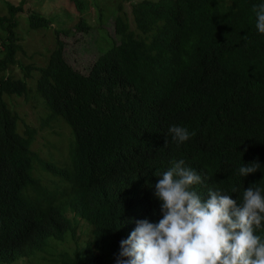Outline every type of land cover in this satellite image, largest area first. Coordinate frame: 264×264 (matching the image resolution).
<instances>
[{
	"label": "trees",
	"instance_id": "16d2710c",
	"mask_svg": "<svg viewBox=\"0 0 264 264\" xmlns=\"http://www.w3.org/2000/svg\"><path fill=\"white\" fill-rule=\"evenodd\" d=\"M69 1L79 12L86 6L83 0ZM113 1L118 2L113 10L117 41L87 74L65 60L58 36L45 66L20 65L16 56L23 49L15 29L24 0L5 2L7 15L0 16V28L7 32L0 44V264L26 255L21 253L28 245L37 243L44 252L51 242L62 244L60 264H116L120 242L135 222L162 218L154 186L159 174L180 159L202 177L193 190L204 199L209 188L238 203L250 186L264 196V34L252 10L264 0ZM121 2H131L133 28ZM104 12L100 9L99 18ZM27 23L38 30L51 20L31 12ZM75 28L86 32L90 27L81 19ZM17 64L23 78L8 72ZM27 79L43 99L47 119L61 117L71 130L70 172L40 160L30 148L36 128L17 131L19 116L3 98L28 102ZM173 125L195 135L178 144L169 133ZM254 162L260 169L242 177L239 168ZM33 165L68 182L66 197L59 199L62 208L43 205L39 194L45 189L32 176ZM261 223L255 234L264 241ZM70 242L74 248L66 250Z\"/></svg>",
	"mask_w": 264,
	"mask_h": 264
},
{
	"label": "clouds",
	"instance_id": "9594fccd",
	"mask_svg": "<svg viewBox=\"0 0 264 264\" xmlns=\"http://www.w3.org/2000/svg\"><path fill=\"white\" fill-rule=\"evenodd\" d=\"M252 10L256 16V28L264 34V3L254 5ZM169 133L178 144L195 135L187 128L176 125L169 128ZM259 169V163L254 162L241 166L239 174L246 177ZM63 181L68 186V182ZM202 183V177L187 167L183 159L173 161L167 171L159 174L153 195L161 202L162 218L158 223L147 219L136 221L128 239L120 242L116 264H264V241L255 234L264 221L261 189L250 186L244 190L243 202L238 203L232 196L213 188L205 190L207 199L202 198L193 190L194 185ZM43 193L39 194V198H43L41 202L44 206L63 207L59 199L43 197ZM82 236L78 235L79 238ZM51 244L59 246L57 242H51L49 248L45 246V251L41 252L37 243L28 245L21 253L26 255L12 263L38 253L46 254ZM56 252H59L58 248ZM47 256L41 264H51L52 260L53 264H57V255Z\"/></svg>",
	"mask_w": 264,
	"mask_h": 264
},
{
	"label": "rangeland",
	"instance_id": "374dc122",
	"mask_svg": "<svg viewBox=\"0 0 264 264\" xmlns=\"http://www.w3.org/2000/svg\"><path fill=\"white\" fill-rule=\"evenodd\" d=\"M22 0H0V16L7 15L6 3L18 5ZM86 6L82 12L76 9L74 3L69 0H24L23 12L17 17V27L15 29L18 38L17 43L21 45L23 53L19 52L16 60L20 65L33 67H43L46 65L50 52L55 47V38L61 40L64 44V58L77 71L87 74L96 61V59L105 52L111 41H117L114 31L113 10L117 1L111 0H83ZM140 0H134L133 3ZM123 3V10L126 12L130 26L133 28L132 18L130 16L131 2ZM104 14L99 18L100 9ZM31 12H36L44 18L51 20L49 27L38 30H30L27 23V16ZM90 27L88 31H78L76 26L80 20ZM57 34V35H56ZM7 35L5 30L0 28V44ZM109 46V47H110ZM2 51H0V58ZM19 64L12 66L8 72L13 70L15 78H23V72ZM34 77H38L37 72ZM6 74H8L6 72ZM1 75V74H0ZM30 85L28 102L23 97H13L9 101V96H4L8 108L16 112L19 116L17 123L18 133H23L25 125L37 129V135L33 141L31 149L36 151L40 160L50 163L56 168L72 170V157L70 156V146L73 143V136L69 126L61 117L48 120L49 111L46 109L43 99L37 95L36 91L31 90V79H27ZM31 96L33 98H31ZM58 119V120H57ZM39 177L44 186L43 197L54 198L58 200L68 192L67 184L58 177L45 173L41 170L32 169V175ZM75 236H82L79 228L76 229ZM58 245V244H57ZM66 250L74 248L72 242L65 243ZM46 254L56 256V248L60 251L62 244L55 247L51 244ZM38 253L29 259H20L15 264H25L31 261L32 264H41L47 260V255ZM54 260H52V263ZM13 264V263H12ZM58 264V260H57Z\"/></svg>",
	"mask_w": 264,
	"mask_h": 264
}]
</instances>
